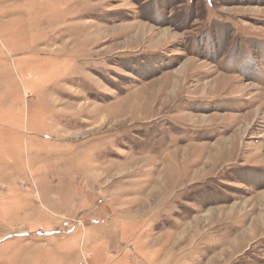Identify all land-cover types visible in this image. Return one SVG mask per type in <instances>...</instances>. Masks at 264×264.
Instances as JSON below:
<instances>
[{
  "label": "rangeland",
  "instance_id": "obj_1",
  "mask_svg": "<svg viewBox=\"0 0 264 264\" xmlns=\"http://www.w3.org/2000/svg\"><path fill=\"white\" fill-rule=\"evenodd\" d=\"M0 264H264V0H0Z\"/></svg>",
  "mask_w": 264,
  "mask_h": 264
},
{
  "label": "bare ground",
  "instance_id": "obj_2",
  "mask_svg": "<svg viewBox=\"0 0 264 264\" xmlns=\"http://www.w3.org/2000/svg\"><path fill=\"white\" fill-rule=\"evenodd\" d=\"M176 84H177V83L175 82V85H176ZM173 90H174V89H173ZM172 92H173V91H172ZM122 122H123V121H122ZM116 128H118V127H116ZM223 256H224V255H223V254H221V258H223Z\"/></svg>",
  "mask_w": 264,
  "mask_h": 264
}]
</instances>
